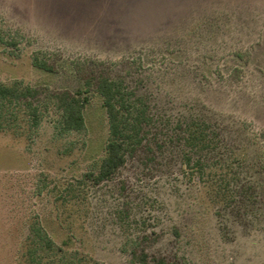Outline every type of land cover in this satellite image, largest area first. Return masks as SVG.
<instances>
[{"label":"rangeland","instance_id":"1","mask_svg":"<svg viewBox=\"0 0 264 264\" xmlns=\"http://www.w3.org/2000/svg\"><path fill=\"white\" fill-rule=\"evenodd\" d=\"M100 74L148 99L142 147L95 185L85 174L105 155L109 122L94 88L81 132H61L55 106L37 126L10 109L0 264H27L37 224L67 254L44 264H133V244L171 264H264V0H0L1 82L77 93ZM193 117L219 130L216 179L184 164L180 125ZM233 172L236 196L218 191Z\"/></svg>","mask_w":264,"mask_h":264},{"label":"trees","instance_id":"2","mask_svg":"<svg viewBox=\"0 0 264 264\" xmlns=\"http://www.w3.org/2000/svg\"><path fill=\"white\" fill-rule=\"evenodd\" d=\"M33 64L44 71L53 72V67L47 61L35 57ZM92 88L103 98L109 122V137L105 155L97 171L88 172L85 177L93 181L95 185L109 181L131 157L136 155L145 141L148 127L154 123V115L148 99L131 89L124 79L100 74L86 78L85 89L77 93L64 91L45 94L38 88L21 82L7 85L0 81V125L3 124L2 120L6 121L9 118L10 109L23 106L34 125L37 126L41 119L40 108L49 110L51 106H55L61 113L60 131L81 132L86 127L85 110ZM180 129L187 149L184 154L186 167L198 174L201 180H204L206 175L216 179L215 176L219 175L217 172H212V169L214 167L217 169L219 164L213 162L212 156L221 146L217 127L202 118L193 117L183 122ZM221 177L220 182L215 184L218 191L228 190L236 196V187L239 183L236 172H233V186L227 177L224 175ZM28 240L29 247L24 253L27 264H44L45 259H67L64 248L55 244L41 224L31 228ZM69 243L70 239L66 240L64 245ZM130 253L133 264H171L166 258L151 256L145 249L134 244Z\"/></svg>","mask_w":264,"mask_h":264}]
</instances>
